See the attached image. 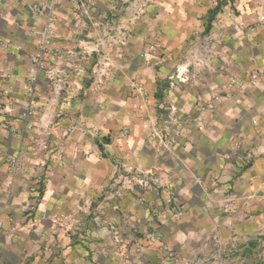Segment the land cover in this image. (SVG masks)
<instances>
[{"label":"crops","instance_id":"crops-1","mask_svg":"<svg viewBox=\"0 0 264 264\" xmlns=\"http://www.w3.org/2000/svg\"><path fill=\"white\" fill-rule=\"evenodd\" d=\"M82 1L59 0L41 58L33 6L50 1L0 0V264H186L215 236L247 264L264 231V0H225L208 32L222 0ZM202 44L217 70L172 86ZM168 125L185 132L173 148Z\"/></svg>","mask_w":264,"mask_h":264},{"label":"rangeland","instance_id":"rangeland-1","mask_svg":"<svg viewBox=\"0 0 264 264\" xmlns=\"http://www.w3.org/2000/svg\"><path fill=\"white\" fill-rule=\"evenodd\" d=\"M236 3L237 0H227V4H231V3ZM234 6V5H232ZM235 8L234 10H231V13L234 14V15H237V9L236 7H232V9ZM258 27V24L257 23H252L251 25L248 26V29L249 30H255L256 28ZM206 33V32H205ZM203 33L202 31L198 32L197 34V37L198 38H203L206 34ZM263 45V43H262ZM154 46L155 47V50L153 51H150V48ZM206 45L205 44H202V46H198V50L196 51V48L194 52H196V56L200 57L204 51V48L207 49V47H205ZM260 49V48H259ZM208 51H211L212 53V68H204L202 69V71L200 72H203V71H215L217 70V68H215V66H213V60L216 59V56H217V53H215L214 50L210 49ZM146 52H150L149 54L151 55L150 57H144L146 59H149L150 61L153 59L151 58L152 57V54L155 52L156 54H159V50H158V47L155 43L151 44L150 47L148 48V50L145 51ZM194 52L192 54H194ZM144 54V53H143ZM206 53L202 56V57H205ZM191 61V58H186L184 64L182 65L183 66V69L186 68V65ZM183 69L181 68H178L177 69V73L175 74H172L171 78H170V81L172 82L171 85H175L176 81L179 80V82L181 83H186L188 81V78L186 76V73H189L191 71V68L189 69V71H184V73H179V71H182ZM260 71V70H259ZM259 71H257L258 73H255L257 75H259ZM195 72V71H194ZM261 72V71H260ZM253 75L252 77V84L254 86H256L255 84L257 83L258 84V81L259 79L257 78V75ZM177 79V80H176ZM176 80V81H175ZM131 87H132V90L133 91H136L139 95H143L144 98H146L147 94H146V90L144 89V85L143 83H140V82H137L136 80H133V82L131 83ZM216 89V88H215ZM142 90V91H141ZM216 91V90H215ZM216 100V99H215ZM216 103H214L213 106H215ZM216 108V107H215ZM166 128L165 127H162L161 129H159L158 131H154L152 134L154 135H157V133H160V134H165L164 132H166ZM162 132V133H161ZM175 134H176V137H177V140L174 141L173 138H175ZM173 134V131L171 132V136L167 140H165L162 145L164 146H169L170 148H173V146L176 144V142L180 139V138H184L185 136V132L183 129L180 130V132L178 133H175ZM167 141V142H166ZM238 145V149H240L241 147V143L237 144ZM240 158H242V160L240 161V163L243 165V166H249L251 163H252V158L253 156L250 155L249 157V154H243V155H240ZM236 159V158H235ZM91 219L94 221V224L95 225H98V223H101L100 221V218L99 216H96V215H91ZM102 220V219H101ZM97 221V222H96ZM106 227H107V237L109 238L108 240L119 245L121 248H123L122 250V253L123 255H128V257L130 258L131 257V253L134 251V253L136 255H133L135 257L133 258H138L141 253H142V249H143V246L141 245H136V246H133V241H131L130 239H127V236H126V232H125V229L122 225H119V224H115V223H109L107 222L106 224ZM263 230H259L258 232H262ZM119 239H117V238ZM213 240V248L210 252L208 253H199L196 255V259H199V260H202L203 258H207V257H210L211 255H215V257H217L218 259V262L219 264H225V261L228 259L229 257V261H231L232 263L231 264H239L237 262V256L235 254H233V252H231L232 250H229V246L228 245H223L219 239L218 236H215L212 238ZM217 241V243H216ZM255 247V252L254 254H250V256H248V263L247 264H264V231L261 233V234H257V239H256V245L254 246ZM133 248L132 252H131V249ZM225 248V252L223 253L222 252V255H220V251L223 250ZM236 248H239L238 246ZM133 253V254H134ZM194 258V257H193ZM191 258V259H193ZM191 259H189L188 261H190ZM184 262V261H183ZM101 264H107V262H102ZM162 264V263H160Z\"/></svg>","mask_w":264,"mask_h":264},{"label":"built area","instance_id":"built-area-1","mask_svg":"<svg viewBox=\"0 0 264 264\" xmlns=\"http://www.w3.org/2000/svg\"><path fill=\"white\" fill-rule=\"evenodd\" d=\"M50 4L46 5V4H40V5H35L33 6V10L35 11H39V10H43L45 11L47 14V22L44 25L43 29L41 30L40 33V41H39V56L42 58L46 53H50V49H49V39L51 37V33H52V29H53V25L55 22V15H54V10L56 8V6L59 4V0H49ZM72 4H73V8L75 9H80V7H84L85 9H89L91 7V2H83L82 0H71ZM155 50V47L152 46L150 48V51ZM209 48H204V51L206 53L205 57H202L205 53H203L200 57L196 56V52L193 54L191 61L186 65V68H184L182 71H179V73H184V71H189L190 68H194L196 71L200 72L202 71V69L204 68H212V53L211 51H208ZM150 52H144L143 56L144 57H150L151 55L149 54ZM53 54V53H52ZM40 67H43L42 65ZM142 91V90H141ZM31 107V105L29 104V108ZM177 122V121H176ZM168 135L167 138H169L171 136V132L172 129L170 128V126L168 125ZM180 132L179 130H176V133ZM157 136H159L160 138H163L165 140V135L159 134L157 133ZM12 164L14 167L18 166V162L16 161V159H14L12 161ZM175 195V194H172ZM176 197V195H175ZM0 227H3V223L0 221ZM117 238V237H116ZM119 239V238H117ZM220 242V241H219ZM217 243V241H216ZM226 250L225 248L223 250H221L219 253L220 255H222V252L224 253ZM175 257V256H174ZM189 259H185V263L186 264H219L217 257H215V255H211L210 257L207 258H203L202 260L196 259V257H194L193 259H191L190 261H188ZM184 261V260H183Z\"/></svg>","mask_w":264,"mask_h":264},{"label":"trees","instance_id":"trees-1","mask_svg":"<svg viewBox=\"0 0 264 264\" xmlns=\"http://www.w3.org/2000/svg\"><path fill=\"white\" fill-rule=\"evenodd\" d=\"M225 3H226L225 0L220 1V2L216 5V7L210 11V16H209V19H208L209 23H208L207 28H206V29H207V32H208V31L210 30V28H211V21H212V20L214 19V17L216 16V11H217V9H219L222 5H225ZM107 141H108V140H107Z\"/></svg>","mask_w":264,"mask_h":264}]
</instances>
